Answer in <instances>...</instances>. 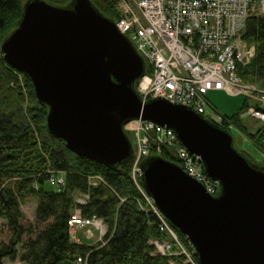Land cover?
I'll return each instance as SVG.
<instances>
[{
  "label": "water",
  "instance_id": "1",
  "mask_svg": "<svg viewBox=\"0 0 264 264\" xmlns=\"http://www.w3.org/2000/svg\"><path fill=\"white\" fill-rule=\"evenodd\" d=\"M1 52L31 79L49 109L51 135L78 157L118 167L133 157L125 131L132 121L174 130L220 193L211 196L176 163L150 157L141 166L147 194L192 242L200 264H264V167L193 110L165 99L144 103L136 86L145 60L91 0L66 7L29 0Z\"/></svg>",
  "mask_w": 264,
  "mask_h": 264
},
{
  "label": "trees",
  "instance_id": "2",
  "mask_svg": "<svg viewBox=\"0 0 264 264\" xmlns=\"http://www.w3.org/2000/svg\"><path fill=\"white\" fill-rule=\"evenodd\" d=\"M45 1L58 7L72 2ZM91 1L109 20L121 18L120 0ZM26 2L0 1V264L7 259L21 264H79L80 258L83 264H186L181 255H153L156 248L151 241L166 237L131 176L133 157L111 168L75 155L49 132V109L39 102L31 79L6 63L1 47L17 29ZM243 40L255 48V55L239 67L238 76L264 97V17L248 21ZM244 98L241 112L229 121L264 155V126L250 133L240 119L250 106ZM156 156L179 165L167 149L154 151L151 157ZM58 179L65 184L52 183ZM82 197H87L85 204L79 203ZM29 202L36 204L32 220L23 212ZM77 211L84 218L97 216L105 222L104 242L90 246L72 240L70 221ZM173 228L184 241L185 236ZM194 261L199 264L197 255Z\"/></svg>",
  "mask_w": 264,
  "mask_h": 264
},
{
  "label": "built area",
  "instance_id": "3",
  "mask_svg": "<svg viewBox=\"0 0 264 264\" xmlns=\"http://www.w3.org/2000/svg\"><path fill=\"white\" fill-rule=\"evenodd\" d=\"M126 6L118 28L131 38L151 68V73L139 86L144 101L164 98L208 115L207 96L212 91L247 97H251L247 90L256 92L242 83L238 69L254 57L255 49L248 47L243 34L251 18L264 17V0H137V10ZM251 98L264 105L262 93ZM248 114L264 121L262 110L251 108ZM137 129L141 134L136 137L139 146L134 164L138 175V179L133 178L136 185L142 176L139 168L142 159L151 151L160 153L169 149L177 153L186 172L209 193L218 192V185L207 178L198 161L181 146L173 130L141 121L133 123L132 132ZM56 184L64 182L61 179ZM141 193L159 219L160 232L169 238L167 242H155L158 252L166 255L176 247L188 264H197L193 255L177 243L173 227L153 201L143 191ZM70 226L72 234L77 229L90 227L103 230L101 220L81 217L73 218ZM79 263H83L82 259Z\"/></svg>",
  "mask_w": 264,
  "mask_h": 264
},
{
  "label": "rangeland",
  "instance_id": "4",
  "mask_svg": "<svg viewBox=\"0 0 264 264\" xmlns=\"http://www.w3.org/2000/svg\"><path fill=\"white\" fill-rule=\"evenodd\" d=\"M25 1L28 2L29 0H25ZM130 4H132L131 8L133 10H137L136 9L137 0H126L125 4L123 3L122 6L121 5L117 6L119 8L120 13H124L125 10L127 11L126 5H130ZM247 92H248V95L250 92L251 97H254L256 95V92H254L255 95L253 94L252 91L247 90ZM208 100H209V103H210L212 109L215 108L216 113L222 117H225V116L226 117H232V116H235L236 114L240 113L243 106H244V102H245V98L242 95L233 96V95H230L229 93H227L225 91H212V92H210L208 94ZM247 109H248V107H246L245 110L242 112L243 116H241V121L250 133H255L258 128L262 129L263 124L261 122L255 120V119H251V117H248L247 115H244V113L247 111ZM210 111L212 112V110L208 108L209 113H210ZM142 126H143V124H142ZM139 134H141L140 130H138V129L134 130V132H133L134 137H137ZM231 134H232V136L235 140V143H236L235 148L239 152H245L254 160L255 164L264 166V164H261L262 161L264 160V155L261 154L260 151L257 150L253 144L248 142L244 138V136L242 135V133L240 131L233 129ZM132 141H133V138H132ZM136 153L137 154L139 153V146L138 145L136 146ZM131 176L135 180L138 179V175L134 171V166L132 167ZM137 186L141 191H143L140 184H138ZM35 208H36V204L34 202H29L23 207V212H24L25 217L27 219H30V220L34 219ZM2 225L3 224L0 222V228L2 227ZM79 237L81 239H83L84 241H86V243L89 245L96 243L95 241L86 239L85 235L83 233H80ZM191 252H192V250H191ZM4 263L5 264H21L19 261L11 262L9 259H7Z\"/></svg>",
  "mask_w": 264,
  "mask_h": 264
},
{
  "label": "bare ground",
  "instance_id": "5",
  "mask_svg": "<svg viewBox=\"0 0 264 264\" xmlns=\"http://www.w3.org/2000/svg\"><path fill=\"white\" fill-rule=\"evenodd\" d=\"M167 150L169 151V149H167ZM82 218L85 219V220L87 219V218H84V217H82ZM92 218L95 219V220H97V221L100 220V218H98L97 216H94ZM172 229H173L174 234L177 237V240H176L177 243L180 244L182 247H184L189 252V254L192 256V252H191V250H192V242L189 239H187L186 237H185V240L183 241L180 238V236L178 235V233L176 232V230L174 228H172Z\"/></svg>",
  "mask_w": 264,
  "mask_h": 264
}]
</instances>
